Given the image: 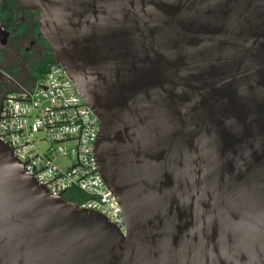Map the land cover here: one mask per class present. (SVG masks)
<instances>
[{
	"label": "water",
	"instance_id": "water-1",
	"mask_svg": "<svg viewBox=\"0 0 264 264\" xmlns=\"http://www.w3.org/2000/svg\"><path fill=\"white\" fill-rule=\"evenodd\" d=\"M95 110L125 233L0 139V264H264V0H21Z\"/></svg>",
	"mask_w": 264,
	"mask_h": 264
},
{
	"label": "built area",
	"instance_id": "built-area-1",
	"mask_svg": "<svg viewBox=\"0 0 264 264\" xmlns=\"http://www.w3.org/2000/svg\"><path fill=\"white\" fill-rule=\"evenodd\" d=\"M99 118L56 62L42 78L17 82L0 111V139L53 195L85 194L81 207L97 210L124 233V216L99 171ZM66 199V198H65Z\"/></svg>",
	"mask_w": 264,
	"mask_h": 264
},
{
	"label": "flooded vegetation",
	"instance_id": "flooded-vegetation-1",
	"mask_svg": "<svg viewBox=\"0 0 264 264\" xmlns=\"http://www.w3.org/2000/svg\"><path fill=\"white\" fill-rule=\"evenodd\" d=\"M51 57L40 30V11L21 0H0V111L7 92L17 82L33 81Z\"/></svg>",
	"mask_w": 264,
	"mask_h": 264
},
{
	"label": "trees",
	"instance_id": "trees-1",
	"mask_svg": "<svg viewBox=\"0 0 264 264\" xmlns=\"http://www.w3.org/2000/svg\"><path fill=\"white\" fill-rule=\"evenodd\" d=\"M54 62L53 58L51 57L50 63ZM65 198L69 201H73L75 203H81L82 199L85 198V194L80 192L79 190H71L65 195Z\"/></svg>",
	"mask_w": 264,
	"mask_h": 264
},
{
	"label": "rangeland",
	"instance_id": "rangeland-1",
	"mask_svg": "<svg viewBox=\"0 0 264 264\" xmlns=\"http://www.w3.org/2000/svg\"><path fill=\"white\" fill-rule=\"evenodd\" d=\"M46 69L43 72H41L38 75H36V77L39 78V79L42 78L44 76V74L46 73Z\"/></svg>",
	"mask_w": 264,
	"mask_h": 264
}]
</instances>
